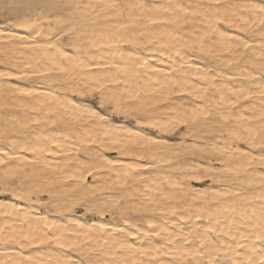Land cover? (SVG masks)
<instances>
[{"label":"bare ground","instance_id":"6f19581e","mask_svg":"<svg viewBox=\"0 0 264 264\" xmlns=\"http://www.w3.org/2000/svg\"><path fill=\"white\" fill-rule=\"evenodd\" d=\"M261 4L0 0V264H260Z\"/></svg>","mask_w":264,"mask_h":264},{"label":"snow or ice","instance_id":"6c2138e0","mask_svg":"<svg viewBox=\"0 0 264 264\" xmlns=\"http://www.w3.org/2000/svg\"><path fill=\"white\" fill-rule=\"evenodd\" d=\"M225 7L227 8L228 6H225ZM260 12H261L262 14H264V4H261V5H260ZM226 15H227V13L225 12V16H226ZM212 19H214V20H218V21H220L221 23H225V24L228 23L227 19H222L221 16H220L219 14L214 15V16L212 17ZM253 22H255V21H253ZM152 23H160V21H158V20H153ZM259 23L262 24V25H264V18H261L260 21H259ZM240 30L243 31L244 29L241 28ZM219 34H220L221 37L224 38L225 43L231 44L232 40H239V41H241V43H243V45H244L245 48L250 47V45H249L245 40H243L240 36H238V35H233V36H232V39H229V35H230V34H229V32H228L227 30H220ZM239 46H240V45L238 44L237 47H239ZM153 71H156V69H153ZM4 75H7V76H9V77H12L13 74H12V73H2V72H0V76H4ZM14 78L19 79L20 77H19V76H16V77H14ZM245 99H247V97H245ZM101 106H103V102L101 103ZM88 114L91 115V116L96 117L97 119H101V120L104 119V117H103V116H100L98 113L90 112V113H88ZM149 126H150V127H156V125H154V124H150ZM131 135H135L138 139H142L144 143L151 144V143L156 142V141H153V140H152L150 137H148V136H143V137H141V134H140L139 132H137V133H135V134L130 133V136H131ZM90 142H91V143H96L97 141H96V140H92V141H90ZM101 143H106V141H101ZM256 146H257V145H255V144L252 145V147H256ZM260 147H261L262 149H264V143H261V144H260ZM128 152H135V149H134V148H129V149H128ZM125 154H127V153H122V155H125ZM259 158H260V160H261L262 162H264V151L261 152V155H260ZM91 174H92L91 172L88 173V175H91ZM47 235H48V238H49V239H55V238H56V237L54 236V234H52V233H49V234H47ZM150 235H157V236H158V235H159V232H155V231H153L152 233H150ZM23 238H24V239H27L28 237L25 236V237H23ZM169 243H172V241L169 240ZM125 246L132 247V245L128 244V242H127L126 240L121 244V247H125ZM80 264H83V261H81ZM252 264H255V262H252ZM260 264H264V257L261 258V260H260Z\"/></svg>","mask_w":264,"mask_h":264},{"label":"rangeland","instance_id":"374dc122","mask_svg":"<svg viewBox=\"0 0 264 264\" xmlns=\"http://www.w3.org/2000/svg\"><path fill=\"white\" fill-rule=\"evenodd\" d=\"M90 100H92L91 102L93 103V105H98L96 97H94V98L92 97V98H90ZM77 211H81V210L77 209Z\"/></svg>","mask_w":264,"mask_h":264}]
</instances>
